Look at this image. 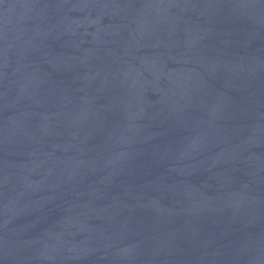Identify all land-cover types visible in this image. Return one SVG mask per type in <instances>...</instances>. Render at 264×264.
<instances>
[{"label": "water", "instance_id": "95a60500", "mask_svg": "<svg viewBox=\"0 0 264 264\" xmlns=\"http://www.w3.org/2000/svg\"><path fill=\"white\" fill-rule=\"evenodd\" d=\"M0 264H264V0H0Z\"/></svg>", "mask_w": 264, "mask_h": 264}]
</instances>
